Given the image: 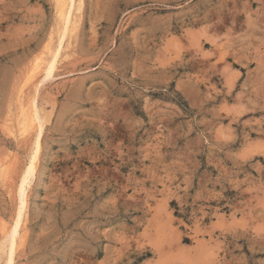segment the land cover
<instances>
[{
	"label": "rangeland",
	"instance_id": "1",
	"mask_svg": "<svg viewBox=\"0 0 264 264\" xmlns=\"http://www.w3.org/2000/svg\"><path fill=\"white\" fill-rule=\"evenodd\" d=\"M80 1L0 0V264L34 93L14 264H264V0Z\"/></svg>",
	"mask_w": 264,
	"mask_h": 264
},
{
	"label": "bare ground",
	"instance_id": "2",
	"mask_svg": "<svg viewBox=\"0 0 264 264\" xmlns=\"http://www.w3.org/2000/svg\"><path fill=\"white\" fill-rule=\"evenodd\" d=\"M59 6V17L62 23V27L59 32V46L63 41L64 37L72 32L75 25V19H73V11L79 10L81 1L78 0H56ZM56 6V5H55ZM77 23V22H76ZM59 47L55 50L48 49V57L45 61L36 63L34 67V72H40V78L35 84L36 87L42 84L44 80H46L52 73L55 68V63L58 56ZM42 63V64H41ZM38 89V88H37ZM30 98V97H29ZM22 103V102H21ZM24 109H28L30 112L26 113L22 120L23 128H31L33 129V148L29 155L28 161L26 162L22 175L19 176V183L17 185V207L15 216L13 218V222L10 228L7 230L5 235L6 242V253L4 255V260L2 264H14L15 255H16V247L18 244V240L21 239L20 230L22 225V218L24 217V211L27 207V187L30 184L31 179L34 176V173L37 170L38 164V154L41 146V136L43 132V119L40 116L38 106L36 104V93L32 95V97L28 100L27 106L23 107ZM24 133V132H23ZM21 177V178H20ZM23 235V234H22ZM20 242V241H19Z\"/></svg>",
	"mask_w": 264,
	"mask_h": 264
}]
</instances>
